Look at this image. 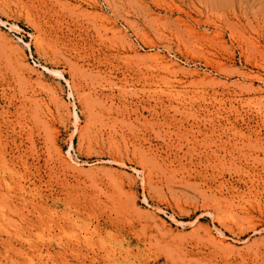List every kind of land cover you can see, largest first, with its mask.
<instances>
[{"label":"rangeland","instance_id":"374dc122","mask_svg":"<svg viewBox=\"0 0 264 264\" xmlns=\"http://www.w3.org/2000/svg\"><path fill=\"white\" fill-rule=\"evenodd\" d=\"M0 20V264H264V0Z\"/></svg>","mask_w":264,"mask_h":264},{"label":"bare ground","instance_id":"6f19581e","mask_svg":"<svg viewBox=\"0 0 264 264\" xmlns=\"http://www.w3.org/2000/svg\"><path fill=\"white\" fill-rule=\"evenodd\" d=\"M4 21H2V20H0V23L2 24ZM49 71H51V72H53V73H56V74H59V75H61V73L59 72V70L57 71V70H53V69H49ZM76 119H77V114H76ZM1 138V137H0ZM1 141V140H0ZM1 143V142H0ZM179 222V221H178ZM92 259V264H99L100 263V260H105V258H103V257H97V256H95V257H93V258H91Z\"/></svg>","mask_w":264,"mask_h":264}]
</instances>
